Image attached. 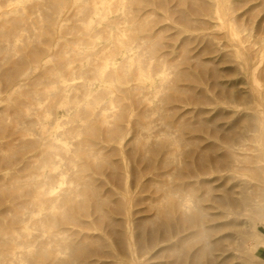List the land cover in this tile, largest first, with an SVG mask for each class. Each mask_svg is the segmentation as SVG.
<instances>
[{
  "label": "bare ground",
  "instance_id": "6f19581e",
  "mask_svg": "<svg viewBox=\"0 0 264 264\" xmlns=\"http://www.w3.org/2000/svg\"><path fill=\"white\" fill-rule=\"evenodd\" d=\"M16 1L10 9L0 14V63L3 65L10 63L3 73L4 81L11 83L21 80L23 66L30 62L38 63L46 52L40 45L43 34L52 35L48 43L60 46L58 53L51 54L58 64L61 66L70 60L81 61L87 56L91 57L93 60L91 66L87 70L80 71L96 78L99 82L98 87H100L92 90L89 86L83 85L81 91L84 101L79 106L81 110L73 112L71 109L74 106L68 105L65 111L70 112L74 121L87 115H91L93 119L100 117L101 127L92 119L90 123L82 121L73 125L66 133L71 135L83 133L95 138L103 134L109 141H119L124 137L126 127L118 122L107 120L104 113H95L92 108L105 94L119 92L135 96L138 91L154 86V81L145 71L143 64L146 63L149 55L158 53L161 44L160 36L144 33L147 23L139 21L137 26L130 30L127 39L118 38L113 46H110L111 50L100 53L86 49L91 44L89 40L78 42L75 39L62 42L60 40L62 35L60 36L58 32V35L54 36L52 33H55V29L51 26L55 25L61 31L58 15L67 8L73 7L76 9L75 13H83L86 22L82 27L86 28L85 34L89 35L94 23L105 21L110 15L119 11L124 12L128 19L133 21L132 15L141 11L139 9L141 4L137 5L138 0H86L83 5H77V0H45V2L36 3L33 7L34 11L39 12L42 17L30 21L28 11L19 6L24 0ZM147 2L152 3L153 6L159 4L161 8L168 11L170 16H176L177 20L186 26H191L198 21L202 23L203 20L199 19L201 15H208L219 20L220 27L230 29L231 33L227 37L232 45L240 49L238 53L242 59V67L247 71L254 70L250 52L241 48L242 37L233 33L232 29L235 22L240 19L234 13V4H247L249 0L242 2L235 0H214L213 2L209 0H147ZM262 5H264V0ZM254 11L255 8H251L252 14ZM193 15H196V18ZM258 21L256 27L264 29V15ZM115 23L114 20H107V25ZM27 31L29 35L25 33ZM138 32L144 36L139 37ZM258 37L264 40V36L258 35ZM20 41H22L21 44H19ZM132 43H137L142 49L135 58L127 57L120 67L114 68H108V65L112 64L110 61L101 62L102 59L112 55L124 53ZM67 53H70V58L66 57ZM16 54H18L17 58L14 57ZM194 59L202 72L210 71L202 66L199 57ZM161 64V60H156L157 67ZM187 72L177 71V78L185 76L194 80L195 76ZM131 76H135L139 83L128 89L120 86ZM40 77L41 80L58 84L43 91V93H54V98L49 105L51 110H56L59 100H62L64 105L69 103L70 98L65 97L63 93L65 86L61 84L63 82L62 71L46 68ZM222 77L218 69L213 70L212 80L219 91L217 102H223L228 105V108L233 107L234 110L213 111L201 108L197 126L183 121L174 126L169 121L171 112L161 106L159 108L163 112L161 138H152L151 134L143 131V129H149L151 123L150 108L145 109L139 118L133 120L135 133L130 139L131 148L126 152L132 162L130 167L124 165L123 159L121 162H115L108 155H101L93 149L92 143L86 140L77 144V149L73 153L83 152L90 160L82 164L83 169L92 165L94 170L100 173L105 166H108L111 169L110 175L120 182L130 174L133 190L131 192L135 196L129 198L124 195L113 199L108 195H102L90 182L85 183L90 190L89 193H80L75 187L69 189V192L76 193L74 196L65 194L61 198H45L44 196L51 191L50 189L58 178V174L54 173L57 168L56 148L60 147L55 142L56 134L48 126L49 119L41 122L27 110L10 108L16 121L23 120L27 124L20 130H11L21 135L20 143L10 144L9 155L0 148V155L7 162H13L12 159L16 157H18L17 160L28 163L30 160H40L42 163L39 170L44 174L45 179L42 182L31 180L25 184L11 182L7 189L0 186V203L14 202L17 204L18 200L26 196L30 198L20 202L21 206L33 205L39 207L40 210L50 209V212L38 219L36 224L42 233L49 234L47 242L54 244V247H51L43 241L34 243L32 248L23 252V261L28 264H90L88 258L91 255L107 254L109 256L122 255L128 258L130 264H141L139 261L141 256L150 255L154 250L161 249L160 253L166 252L169 256H164L167 261L159 264H225L220 259L230 251L232 245L227 246L236 242V233L218 235V232L236 226L235 222L243 215L244 210L254 212L256 208L262 206L261 201L255 196H257L256 193H260V196L264 194V184H251L250 180L244 178V172L256 170L257 167L251 156L250 142L261 141L264 147V84L253 71L242 83L232 79H221ZM198 80L199 78L195 79V81ZM239 84H243L244 88H240ZM159 88L160 92H163L161 100L165 104L183 98L184 94L197 96L193 88L180 87L176 79L161 82ZM31 94L34 95L33 100L37 101L40 91L32 90ZM201 97L202 94L199 91L197 99L201 100ZM10 99L14 98L10 97ZM114 102L121 105L119 97ZM135 102L142 103L143 99H135ZM126 112L127 108L121 105L120 111L116 113L118 121L125 120ZM197 128H199L198 138L190 133ZM36 129L39 136L24 138V135L32 134V131ZM7 132L6 118L2 117L0 137L5 138ZM257 136L260 140L256 139ZM60 148L67 150L65 146ZM111 148L118 149L115 146ZM178 155L183 156L181 165L174 164ZM68 160L73 163L74 156H69ZM170 166L172 169H165ZM196 169H199V192L189 182H176L177 179H185L188 175L195 173ZM148 173H153V175L149 177ZM165 178L168 179L163 180ZM76 181L77 184L84 183L81 178H77ZM151 188L161 192L157 197L146 198V200L150 199V210L153 211V217L133 219L131 216L135 212L131 211L130 204L134 201L138 203L140 198H143L138 196V192L148 191ZM218 191H221L223 195L214 194ZM89 198L93 199L94 209L99 213V217L95 220L96 223L105 230H111L117 236L114 245L109 246L112 250H105L108 243L101 237L86 235L80 240L74 238L78 233L73 231L70 225H78L79 222L74 210L80 211L82 215L89 214L87 204ZM63 205H68L69 208L60 211L59 208ZM119 215L124 218L118 217ZM260 216L264 220V208ZM13 218L18 223L23 222L18 214H14ZM117 226L119 229H116ZM131 226H134L133 232L129 231ZM22 228V237H26L28 226L22 225ZM6 234L7 229L0 223V243L7 246L0 251V261L3 263L12 258L13 245L17 243L14 234L8 237ZM251 235L253 240L250 238V241L254 244L256 240L260 249L259 253L264 255V229L256 228L255 222H252ZM224 241L230 243L224 245ZM250 251L251 247H248V252ZM67 254L69 258L64 257ZM170 257L173 258L172 261Z\"/></svg>",
  "mask_w": 264,
  "mask_h": 264
},
{
  "label": "rangeland",
  "instance_id": "374dc122",
  "mask_svg": "<svg viewBox=\"0 0 264 264\" xmlns=\"http://www.w3.org/2000/svg\"><path fill=\"white\" fill-rule=\"evenodd\" d=\"M86 0H77V5H83ZM213 2L214 0H209ZM242 2L243 0H235ZM263 0H249V3H236L234 4V13L239 16L238 22H235L233 33L238 34L242 37L240 41L241 48L244 51L250 52V57L253 63V72L258 76L261 83L264 84V40H260L258 35L264 36V29L256 27L259 18L264 15ZM16 0H0V14L10 9V6L16 3ZM45 0H24L20 2L19 6L27 10L30 16V21L38 17H42L39 12L34 11L33 7L36 3H42ZM141 4L138 14L132 15L134 20L131 21L125 15L124 12L119 11L109 16L105 21L96 22L92 25L89 35L85 34V27L82 25L86 22L84 20L83 13H75L76 9L73 7L67 8L62 14H59L61 26L60 29L57 26L52 25L55 29V33L60 34V40L66 42L67 40H89L91 44L86 48L90 51L100 52L111 50L110 46L118 38L127 39L128 34L132 28L137 26V22L145 21L147 26L144 33L152 36H160V46L158 53L155 55H149L146 63L143 64L145 71L150 74L151 79L154 81V86L150 89H143L138 91L135 96H130L127 93L113 92L101 96L98 102L95 104L92 111L95 113H104L107 116V120L111 122H118L126 127L124 137L119 141H109L103 134L98 137H92L88 135L74 134L71 135L66 133L73 125L80 122L90 123L92 116L87 115L80 120H73L70 112L65 111L68 105L74 106L71 111H80V104L84 101L82 95V86L87 85L92 90L98 87L99 82L96 78L90 74H83L80 70H87L92 63L91 57L81 61L70 60L65 65H59L56 58L52 57L51 54L58 53L60 46L57 44H49L48 42L52 39V35L43 34L41 47L46 52L41 56L38 63L30 62L23 66L21 80L15 82L6 83L4 81L3 73L6 68L10 65L0 63V121L2 117L6 118V125L8 132L5 138L0 137V148L3 149L4 153L10 154V144L20 143L21 135L11 132V130H20L21 127L27 123L23 120L16 121L14 113L9 110L10 108H19L21 110L29 111L34 117H37L41 122L49 119L48 126L56 134L55 142L60 146H65L66 151L60 147L56 148L57 155L55 159L57 161V168L54 173L58 174V178L50 189L51 191L45 195L48 197H63L65 194L74 196L75 192H69L70 188L77 187V191L80 193H89L90 190L85 184L90 182L97 191L102 195H108L113 199H118L126 195L128 198L134 193L131 189L132 177L127 175L122 182L113 178L110 173L111 169L108 166L103 168V171L96 172L92 165L82 168V164L88 163L87 156L83 152L73 153L77 149V144L83 140H86L93 145V149L99 152L101 155H108L112 161L125 162V166L130 167L132 162L127 157L126 152L131 148L130 139L134 136L135 129L133 127V120L139 118L141 113L145 109H149L150 117V128L143 129V131L151 134L152 138H161L163 106L171 112L169 121L174 125H178L180 122H186L190 125L197 126L199 123V109L205 108L213 111H219L221 109H229L232 111L234 108H228L223 102L218 103V88L214 85L212 80L213 70L218 69L221 75V79L236 80L238 83H242L247 77L252 74V71L245 70L241 65V57L239 56V48L232 45L230 39L227 37L231 33L230 29L222 28L219 26V20L212 18L208 15H201L200 21L195 22L191 26H186L181 21L177 20V17L168 14L166 9H163L159 4L153 6L152 3H148L147 0H138L137 5ZM255 8L254 13H251V8ZM196 18V15H193ZM107 20H114L116 23L113 25H107ZM29 35V32H25ZM139 37L144 35L137 33ZM22 41L19 42L21 44ZM85 48V46H83ZM141 47L137 43H132L128 46V50L124 53H120L116 56H110L102 59L101 62L105 63L110 61L112 64L108 65V68L120 67L127 57L135 58V56L141 52ZM21 54V52L19 53ZM18 57V54L14 56ZM67 58H70V53L66 54ZM195 57L201 59L203 67L207 68L208 72H202L197 67ZM156 60L162 61V64L157 67ZM166 62V63H165ZM46 68H53L63 72L62 85L65 86L63 91L64 96L70 98L69 103L64 105L62 100L58 101L56 110H51L49 105L54 98V93L43 91L54 86L57 83L53 81L41 80L40 74L45 71ZM257 68V69H256ZM179 70L188 71L192 73L195 79L199 78L198 81L188 79L185 76H178L176 72ZM228 75V76H227ZM23 77V78H22ZM177 80V83L182 88L191 87L196 91L199 97V91L202 94L201 100L197 99V96H190L184 94L183 98L172 100L169 104L163 103L162 96L163 92H160L159 85L161 82L166 80ZM139 80L135 76L127 78L123 83L120 84L123 88H131L138 84ZM240 88H244L243 84H239ZM32 90L40 91L37 96V101L33 100L34 95L31 94ZM59 89H55V91ZM80 97H76V96ZM10 97L14 99H10ZM119 97L122 106L127 108L126 118L123 122L118 121L116 113L120 111L121 105L114 101ZM142 98L143 102H135V99ZM167 110V112H168ZM100 117H96L93 121L99 123ZM106 124V123H105ZM103 133V131L101 130ZM194 137H199V128L190 132ZM256 134V133H255ZM175 135V134H173ZM39 136L37 129L32 131V134L24 135V138H35ZM253 137V136H252ZM256 139H259L258 136ZM260 140V139H259ZM252 150L251 156H253V163L257 165L256 170L244 172V178L250 180L251 184H264V147L261 141L250 142ZM115 146L118 148L114 150L111 148ZM261 151V152H260ZM29 155V154H28ZM74 156V162L70 163L68 160L69 156ZM18 157L13 158V162H7L2 155H0V186L7 189L11 182L18 184H25L31 180L36 182H42L45 179L44 174L39 170L41 165L40 160L20 161ZM177 160L174 164H182V155H178ZM30 164V165H29ZM165 169H172V166ZM48 171V170H47ZM153 173H148L147 176H152ZM81 178L83 184H77L76 179ZM165 178L163 180H167ZM176 182H189L191 186L195 187L198 192L199 189V169L196 172L188 175L185 179H177ZM161 192H157L155 189L148 191L138 192V196H142L140 201L132 202L130 204L131 211L135 212L131 217L133 219L141 218H152L153 211L150 210V199L146 200L147 197H157ZM218 195H223L221 191H218ZM256 199L261 201V207L256 208L254 212L243 211V215L239 217V220L235 222L236 226L226 228L218 232L220 234L236 233V242L229 244L230 242L224 241V245L230 247V251L221 258L220 260L225 264H264V255L259 253V245L254 240L250 241L252 222H255L256 228L264 229V220L261 219V211L264 208V194L260 196V193H256ZM126 197V198H127ZM30 197H24L18 200L15 204L12 203H0V223L7 229L6 237L14 234L16 236L17 243L14 244V255L8 262H1L0 264H28L23 261V252L26 249L32 248L34 243L41 241L47 242L49 240L48 233H42L36 224L37 220L45 217L50 209L40 210L39 207L28 205L21 206L20 202L28 200ZM88 213L82 215L80 211L74 210V214L79 218L78 225L71 224L70 227L73 231L78 234L74 237L77 240L84 238L86 235L92 237H101L110 249V244L114 245L117 241V236L112 233L111 230H105L96 223V218L99 217V213L94 209V201L89 198L87 201ZM69 208L68 205H63L59 208L60 211H65ZM262 209V210H261ZM14 214L21 216L23 222L18 223L14 221ZM118 217L124 218L119 215ZM224 221V220H222ZM258 221V222H256ZM234 224V225H235ZM22 225H27V236L22 237L21 232L23 230ZM233 225V224H232ZM239 225V226H238ZM119 229L117 226L116 229ZM134 226L129 228L130 232H133ZM235 236V235H234ZM51 247H54L53 243H48ZM7 247L5 244L0 243V251ZM248 247H251V251L248 252ZM161 249L154 250L150 255L144 254L140 257L139 261L141 264H159L163 261H167L164 256H169L168 253L162 252ZM255 254V256H253ZM228 255V256H227ZM69 258V255H64ZM171 261L172 257L169 258ZM90 264H130L127 257L122 255L109 256L105 255H91L88 258Z\"/></svg>",
  "mask_w": 264,
  "mask_h": 264
}]
</instances>
